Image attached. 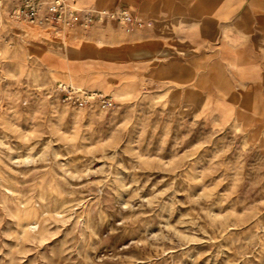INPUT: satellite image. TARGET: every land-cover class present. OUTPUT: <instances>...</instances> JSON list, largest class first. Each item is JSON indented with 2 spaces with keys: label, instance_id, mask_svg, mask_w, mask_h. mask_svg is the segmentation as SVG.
Instances as JSON below:
<instances>
[{
  "label": "rangeland",
  "instance_id": "374dc122",
  "mask_svg": "<svg viewBox=\"0 0 264 264\" xmlns=\"http://www.w3.org/2000/svg\"><path fill=\"white\" fill-rule=\"evenodd\" d=\"M153 2L131 30L3 19L0 264H264V97L224 79L207 1Z\"/></svg>",
  "mask_w": 264,
  "mask_h": 264
},
{
  "label": "crops",
  "instance_id": "0c3cea01",
  "mask_svg": "<svg viewBox=\"0 0 264 264\" xmlns=\"http://www.w3.org/2000/svg\"><path fill=\"white\" fill-rule=\"evenodd\" d=\"M83 0H80L82 2ZM154 0H105L104 7L109 10L123 9L135 19L148 22L153 18ZM199 2L201 0H193ZM208 2L209 33L228 34L221 46L214 48V58L222 60L225 80L241 81V94L251 97H264V0H204ZM152 2V3H151ZM177 16L202 15L195 4L192 10L178 9ZM204 15V14H203ZM151 17V18H150ZM224 18V25L221 24ZM193 33L198 32L193 27ZM241 33L240 40H233L234 34ZM229 37L231 38L230 40ZM94 60V59H93ZM217 63V61H216ZM221 63V64H222ZM264 112V105H259ZM262 109V110H261ZM261 135L264 137V127Z\"/></svg>",
  "mask_w": 264,
  "mask_h": 264
},
{
  "label": "built area",
  "instance_id": "2783aa9c",
  "mask_svg": "<svg viewBox=\"0 0 264 264\" xmlns=\"http://www.w3.org/2000/svg\"><path fill=\"white\" fill-rule=\"evenodd\" d=\"M4 18L13 22L46 24L59 32L73 26L88 30L95 25L115 24L131 30L143 25L127 10L82 7L79 0H0V25ZM56 89L60 100L73 107L111 103V97L101 92L77 88L66 82H59Z\"/></svg>",
  "mask_w": 264,
  "mask_h": 264
}]
</instances>
